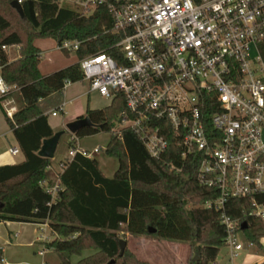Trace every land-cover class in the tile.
I'll return each mask as SVG.
<instances>
[{
  "label": "built area",
  "instance_id": "built-area-1",
  "mask_svg": "<svg viewBox=\"0 0 264 264\" xmlns=\"http://www.w3.org/2000/svg\"><path fill=\"white\" fill-rule=\"evenodd\" d=\"M57 3L81 16L92 15L98 8L109 16V25H102L100 31L106 46L80 59L79 66L89 91L110 102L123 95L126 111L114 121L112 135L129 129L157 160L175 143L176 151L170 156L179 163L170 161V169L182 174L193 169L197 182L217 193L201 206L220 211L230 259L245 246H253L241 240L240 222L224 208L232 198L249 200L247 214L260 221L264 231V202L257 200L264 195V60L260 53L264 0ZM79 46L77 39L56 42L63 52L76 53ZM15 89L0 73V96ZM9 103L4 105V115L11 119L16 106ZM72 103L75 99L48 113L66 115ZM18 151L10 148L12 154ZM98 151L70 148L58 163L59 171L75 154L90 157ZM42 184L54 199L58 182L52 188L46 181ZM44 228L47 222L38 227L42 232ZM49 240L43 233L37 236L36 241L43 242L39 255ZM0 264H6L1 251Z\"/></svg>",
  "mask_w": 264,
  "mask_h": 264
},
{
  "label": "trees",
  "instance_id": "trees-1",
  "mask_svg": "<svg viewBox=\"0 0 264 264\" xmlns=\"http://www.w3.org/2000/svg\"><path fill=\"white\" fill-rule=\"evenodd\" d=\"M11 1L0 0V73L6 84L16 86L13 91L19 103L13 117L6 120L24 160L0 166V222L27 221L38 227L47 222L53 238L44 246L57 253L59 264H71L73 255L79 256L76 264H151L140 261L128 248L120 255L119 240L125 234L195 243L200 258H189L187 264L216 261L225 246V229L220 211L201 204L215 199L217 193L201 186L193 169L188 174L170 169V161L179 163L170 156L176 151L175 143L171 142L163 159L157 160L149 156L133 132L122 129L111 135L105 148L118 159L113 177L101 173L96 159L77 153L55 174V198L46 191L42 182L53 183L54 168L51 159L38 155V150L42 140L55 132L45 112L48 104L62 102L66 82L83 80L79 60L106 46V36L100 31L102 25H109V16L100 8L81 16L60 7L57 0H20L21 17ZM47 37L56 42L79 40L78 62L42 74L41 50L35 41ZM3 45L18 46V57L10 60ZM260 53L264 60V43ZM125 111L121 94L106 107L88 108L81 117H88L92 126L73 134L67 149L77 147L76 137L110 132ZM257 200L264 202V195ZM224 210L240 222L238 230L244 239L261 248L264 231L261 222L247 214L249 200L229 199Z\"/></svg>",
  "mask_w": 264,
  "mask_h": 264
},
{
  "label": "rangeland",
  "instance_id": "rangeland-1",
  "mask_svg": "<svg viewBox=\"0 0 264 264\" xmlns=\"http://www.w3.org/2000/svg\"><path fill=\"white\" fill-rule=\"evenodd\" d=\"M67 5V4H65ZM35 45L39 47L42 51L41 61L39 63V69L42 73L48 74L55 70L66 67L70 64L78 62V58L75 52H63L56 48V40L52 37L47 38H39L35 41ZM19 50L14 46L9 48L8 56L10 59L18 57ZM88 84L85 80L70 84L65 92V98L77 97L75 103H72L71 108L80 107L82 108L87 103L89 105L94 106H107L109 103V99L106 97L100 96L98 93L91 92L89 96L87 95ZM17 101V95L14 98ZM63 99V98H62ZM64 100H62L63 102ZM60 102L59 104H61ZM48 104V110L52 111L59 105ZM81 104V105H80ZM11 105L12 102H11ZM50 110V111H51ZM62 113H58L56 115L50 114L49 120L50 122L56 126L60 123V117ZM70 132L65 131V133L60 137L59 144L57 150L55 152V159H51V164L54 168L53 174V183H47V187L52 188L55 184H57V176L56 172L59 171V166L57 165L58 159H62L67 155L68 149L67 145L69 140L72 138ZM112 133L110 132H98L92 135H85L82 137H76L77 147L82 150L92 151L94 148H99V151L93 153L92 156L99 162V167L102 173L106 177H113L117 167H118V159L116 156L108 155L105 152V148L107 146L108 141L110 140ZM14 162H19L22 159L21 154H17L12 156ZM31 226L29 230H31ZM5 233H7L6 228ZM3 229V230H4ZM13 229L11 232L18 231L17 227L10 228ZM45 231L36 230L34 233V237L37 238L40 234H45L49 239H52V233L48 228H44ZM22 234V231H19V234ZM32 234V233H31ZM121 235L123 232L120 233ZM139 236H132L131 234H125L122 239L126 240V248L130 252H132L140 261V254L145 253L146 257H150L153 261L157 263L154 264H187V260L189 258H193L195 254V243L189 242H181L174 241L168 239H162L154 236H146L142 235L143 238L146 239V243L140 244L138 241ZM35 238V240H36ZM242 241L247 242L246 239L242 236ZM33 241V240H32ZM173 245V248L171 245ZM190 247L188 251L187 258H185V246ZM192 244V245H191ZM262 248L260 249L258 246L253 248H244L240 255L231 262L229 260L228 248L223 246L220 248L216 261L219 264H244L246 260L249 259V255L251 253L264 255V239L262 241ZM43 247V242L35 241L32 245H24V246H16L12 247L7 253H5V260L9 262V264H42V257L37 253L38 249ZM137 247V248H136ZM136 251V253H135ZM84 254H87L85 252ZM79 256L73 255L71 257V264H76ZM46 264H59V257L56 252L51 249L46 250V255L43 257ZM174 260V261H171ZM177 261V262H176Z\"/></svg>",
  "mask_w": 264,
  "mask_h": 264
},
{
  "label": "crops",
  "instance_id": "crops-1",
  "mask_svg": "<svg viewBox=\"0 0 264 264\" xmlns=\"http://www.w3.org/2000/svg\"><path fill=\"white\" fill-rule=\"evenodd\" d=\"M6 52L8 54L9 50H7ZM41 54H42V51H41ZM16 58H12V59L9 58V59L14 60ZM42 74H44V73H42ZM70 84H73V83H70ZM69 85H67L63 90V100H64L63 102H67V101L72 100V99H75V100L77 99V97L65 98V92H66V89L68 88ZM91 92L97 93L95 91H89L87 88V95L88 96ZM15 95H17V94L15 91H13V92H10L7 96H0V166L6 165V164H15V163H19V162L24 160V155L20 151L19 145H18V143H17V141L13 135L12 129L10 128L9 124L7 123L6 117L4 115V105L7 104L8 101L10 102L9 104H11V102H12V104L14 106H17V104L19 103L18 102V99H19L18 95H17V101L14 99ZM109 104H110V101H109L108 105ZM103 107H106V106H103ZM103 107L89 105L88 103L86 105H84L82 108L80 107V109H79V107H73V108L70 107V108H68L67 114L62 115L60 117V123L56 126H54L49 120L50 114L48 112L51 109L47 110L45 113L48 116V123H49L50 127L54 130V132H56L58 130L64 129L66 124L69 121H72L77 117L84 116L85 112L88 108L89 109H99V108H103ZM58 144H59V142H58ZM14 147L19 150L16 154H12L10 152V148H14ZM57 147H58V145H57ZM56 150H57V148H56ZM17 154L22 155L21 161H19V162L12 161L13 160L12 156H15ZM54 156H55V154H54ZM66 156H64L62 159H64ZM53 158L55 159V157H53ZM87 158L95 159V158H93L92 155L90 157H87ZM62 159H60V158L58 159L57 165H58L59 161ZM52 167H53V165H52ZM98 167H99V162H98ZM99 170H100V167H99ZM101 173H102V171H101ZM30 226L32 227L31 230H29ZM4 227L6 228L7 233H5ZM9 227L10 228L17 227L19 230L14 232V234H12L11 231L13 229H9ZM36 230H38V225L35 223H32V222L18 221V220H6V221L0 222V251H1L4 259H5V253H7V251H9L13 246L16 247V246L32 245V243H34L36 241L35 240L36 237H34V239H33V236H34V233H36ZM19 231H22V234L21 233L19 234ZM263 239H264V237L261 238V240H260L261 245H262ZM138 241H140V244L146 243V239L143 238L142 236L138 237ZM169 245H171V244L169 243ZM256 246L257 245L254 244L251 247L245 246V248H253ZM171 247L173 248V245H171ZM38 250H37V253H38ZM46 250H47V248H45L43 254L40 255L42 257V264H46L45 260H43V257L46 255ZM189 250H190L189 245L185 246V258H187V254H188ZM135 253H136V251H135ZM140 255H141L140 259H142V261H146V262L151 263V264L157 263L156 261H153L152 259H150V257L149 258L146 257L145 253H141ZM229 260L232 262L234 260V258L230 259V257H229ZM263 260H264V255H261L258 253L257 254L251 253L249 255V259L246 260L244 264H259ZM171 261H174V260H171ZM59 262H60V259H59ZM6 264H9V262L6 261Z\"/></svg>",
  "mask_w": 264,
  "mask_h": 264
},
{
  "label": "water",
  "instance_id": "water-1",
  "mask_svg": "<svg viewBox=\"0 0 264 264\" xmlns=\"http://www.w3.org/2000/svg\"><path fill=\"white\" fill-rule=\"evenodd\" d=\"M11 6L14 9H16V11L20 14L21 17H23L22 7L18 2V0L11 1ZM90 126H92V122L88 117H77L74 120L69 121L64 129L58 130L51 137L42 140V145L38 150V155L52 159L54 157L60 137L65 133V131H68L71 134H75L80 129ZM245 227H246V223L244 222L241 224V228L244 229ZM149 230L151 229L149 228ZM119 248H120V255H122L126 248L125 240L123 239L119 240ZM199 258H200V254L197 251L193 257V260H199Z\"/></svg>",
  "mask_w": 264,
  "mask_h": 264
}]
</instances>
